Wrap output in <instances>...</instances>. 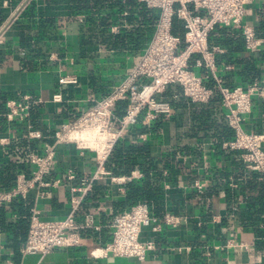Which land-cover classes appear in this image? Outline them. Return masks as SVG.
I'll return each mask as SVG.
<instances>
[{
  "label": "crops",
  "instance_id": "1",
  "mask_svg": "<svg viewBox=\"0 0 264 264\" xmlns=\"http://www.w3.org/2000/svg\"><path fill=\"white\" fill-rule=\"evenodd\" d=\"M142 6L154 16V11L158 12ZM100 7L97 11L91 0L85 12L72 0H21L15 7L4 5L7 18L0 43V168L7 167L14 179L19 173H28L26 156L53 143L56 128L73 121L96 99L109 93L150 41L156 18L148 22L138 10H128L127 6L112 10ZM108 13L112 16L107 17ZM243 23L253 27L257 37H264V0H249ZM116 37L121 40L114 44ZM208 45L219 48L215 54L216 74L224 85L245 86L264 78V43L249 52L238 29L217 25L209 34ZM197 57L192 56L191 62ZM61 76H73L76 81L60 85ZM177 87L168 88L174 93L170 114L159 116L150 125L139 121L133 128V138L127 140L141 139L140 135L145 134L141 141L148 147L147 154H139L138 159H151L161 172L159 178L152 170L149 172L150 179L164 191L161 216L171 212L182 216V223L164 226L155 234L145 228L142 238L151 239L155 248L142 261L92 255L100 253L99 249L111 239V223L120 213L117 204L126 198V185L144 176L138 166L127 173L105 167L110 174L94 182L76 216L79 224L86 214L92 217L91 227L82 230V244L45 255L21 254L31 209H36L42 219L66 217L70 210L66 172L72 169L77 177H88L96 170L93 153L79 154L72 145L59 144L56 166L45 180L58 178L60 184L36 187L26 198L0 206V264H264V237L258 238L255 233L264 231V221L252 224L239 216V210L251 213L250 200L257 192L247 183L252 173L242 163L239 151L222 146L234 132L226 122L220 98L215 94L207 102L194 103L180 95ZM57 91L62 100L54 102L52 96ZM23 94L31 98L29 123L40 131V139H28L24 124L9 121L4 115L5 102L21 99ZM199 108L211 110L215 123L230 129L232 136L220 143L201 131L196 136L192 111ZM160 119L162 123L152 131ZM140 126L146 129L137 131ZM244 127L264 132V93L252 96ZM127 176L131 179L112 180ZM22 235L24 240L20 241ZM228 239H233V244L226 247Z\"/></svg>",
  "mask_w": 264,
  "mask_h": 264
},
{
  "label": "built area",
  "instance_id": "2",
  "mask_svg": "<svg viewBox=\"0 0 264 264\" xmlns=\"http://www.w3.org/2000/svg\"><path fill=\"white\" fill-rule=\"evenodd\" d=\"M136 1L158 10L154 32L141 57L109 93L96 99L73 121L63 122L56 128L53 143L45 144L41 151H31L26 156L28 173H19L11 188L0 191L2 206L15 198H26L36 187L60 184L58 178L51 182L45 180L56 166V145L70 144L79 154L90 152L94 155L96 170L91 176L77 177L72 169L66 172L70 195V210L66 217L42 219L36 209H31L27 236L20 249L23 255H45L54 249L82 244V230L92 225L89 214L84 216L82 223L76 221L84 196L93 189L97 179L110 174L105 163L119 140L132 139L135 134L133 128L139 121L150 125L159 116L170 114V102L157 98L169 85H177L180 95L194 103L207 102L217 94L225 111L226 122L234 132L233 137L224 141L222 146L239 151L246 169L258 180H264V132L244 127L251 110L252 96L264 93V78L245 86L224 85L216 74L215 54L219 48L208 45L210 32L217 25H223L240 31L247 51L254 52L260 48L264 37H257L253 27L243 23L249 0ZM174 17L182 22V38L172 33ZM83 18L84 15L79 17L80 20ZM1 28L0 43L3 41V26ZM194 55L198 57L191 62ZM198 70L203 72L199 73ZM210 78L213 87L208 84ZM58 81L63 85L76 79L61 76ZM174 97L178 98V95ZM52 100L61 101V92L54 93ZM30 101L27 94H23L21 99H8L4 115L9 121L23 123L28 139H40V131L29 123ZM140 136L142 140L145 139L144 133ZM130 179V176L112 177V180L119 182ZM196 187L200 188L201 185L197 184ZM183 220L182 216L171 212L157 216L145 202H137L113 217L110 241L99 249L100 253L92 252V255L142 261L155 248L151 239L142 238L144 229L148 228L153 234L160 233L164 226L176 227ZM232 244L233 239H228L224 246ZM186 249L189 250V247L186 246Z\"/></svg>",
  "mask_w": 264,
  "mask_h": 264
},
{
  "label": "trees",
  "instance_id": "3",
  "mask_svg": "<svg viewBox=\"0 0 264 264\" xmlns=\"http://www.w3.org/2000/svg\"><path fill=\"white\" fill-rule=\"evenodd\" d=\"M21 0H0V28L5 23V20L7 18V15L3 9L4 3H6L9 7H15ZM76 4L79 5V9H81V12H85V9L87 8V2L89 0H72ZM93 1V5L95 6V9L101 8L100 6H106L105 9H114L115 7L119 6H127L128 10L136 9L138 10L140 16H142L144 19H146L148 22H152L153 19L158 18V12H155V16L153 15L152 11L146 9L143 5V3H140L141 5L137 4L136 0H91ZM102 2V4H100ZM110 13V12H109ZM107 15V17H111L112 13ZM154 16V18H153ZM104 21V20H103ZM102 22V21H101ZM105 23L102 24L104 27ZM103 31V30H102ZM105 31V30H104ZM103 31V32H104ZM183 25L182 22L177 19L176 17L173 18L172 22V33L183 37ZM124 36H129L124 35ZM121 39L119 37H116L112 40V43L115 44V42L120 41ZM210 86H214L213 83L208 82ZM171 86V85H169ZM169 86L166 88V90L157 96L158 99L167 100L172 104L171 101V95L174 94L172 91L168 90ZM178 88V87H177ZM178 91V90H177ZM121 113V112H119ZM192 119H193V128H195L194 134L197 136L198 131H201L203 135H207L210 138L214 139L216 142L220 143L222 140L229 139L232 136V133L230 129L224 126H220L217 123H215L214 118L212 117V111L209 109H194L192 111ZM162 123V119H160L159 122H157V125L152 126V131H156L159 127V125ZM146 129L145 126H140V128L137 129V131H144ZM213 131L214 134L210 133L209 131ZM139 131V132H140ZM211 134V135H209ZM148 147L145 145L144 142L141 141L140 138L135 139L134 141H128V140H119L117 144L115 145L110 157L107 159L105 163V167L109 170H113L114 172H129L133 167L138 166L142 172L144 173V176L141 180L137 182H129L126 185V198L117 204L119 207L120 213L124 210L129 209L132 205H134L137 202H145L152 213H154L157 216H161V213L164 211V191L162 189V186L157 183L153 182L149 177V172L152 170L156 177H160L161 172L159 171V168L157 167V163L152 161L151 159H147L146 157L142 159V157H139V154L145 155L147 154ZM111 168V169H110ZM173 172V171H171ZM7 173V174H6ZM6 174V175H5ZM14 175L8 174V168L7 167H1L0 168V191L8 190L14 185ZM247 183L249 184L250 189L257 192L255 196L251 198L250 202V212L246 213L245 211L239 210V216L242 220L246 221L251 220L252 224H256V222L264 221V180H258L253 174L248 178ZM13 199L11 202L14 204ZM27 215V211L25 212ZM30 216V214H29ZM26 226L24 223L22 225ZM29 226V225H28ZM256 235L258 238L264 237V231L262 230H256ZM24 240V237L22 235L20 241ZM261 240V239H260ZM263 242V241H261Z\"/></svg>",
  "mask_w": 264,
  "mask_h": 264
}]
</instances>
